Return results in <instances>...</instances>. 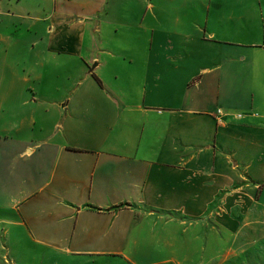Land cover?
<instances>
[{"label":"crops","instance_id":"1","mask_svg":"<svg viewBox=\"0 0 264 264\" xmlns=\"http://www.w3.org/2000/svg\"><path fill=\"white\" fill-rule=\"evenodd\" d=\"M0 264H264V0H0Z\"/></svg>","mask_w":264,"mask_h":264}]
</instances>
